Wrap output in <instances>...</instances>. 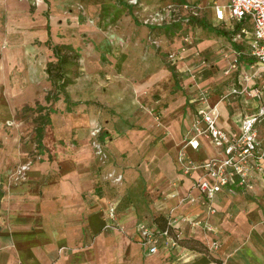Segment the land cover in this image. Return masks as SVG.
<instances>
[{"label":"crops","instance_id":"obj_1","mask_svg":"<svg viewBox=\"0 0 264 264\" xmlns=\"http://www.w3.org/2000/svg\"><path fill=\"white\" fill-rule=\"evenodd\" d=\"M177 1L199 3L201 9L195 17L183 9L188 11L186 19L190 18L187 26L194 32L181 37L176 49L179 54L171 59L183 71L184 79L165 105L161 120L122 130L108 128L111 155L117 157L114 164L98 160L85 142L89 129L82 127L79 144L58 145L59 156L31 168L26 184L0 190V264L212 263L209 254L185 241L167 250L148 252L136 224L145 221L162 227L165 220L163 216L156 220L158 215L177 217L175 225L182 237L198 238L208 245L219 238L221 246L213 251L224 255V264H264V170L254 172L253 188H223L216 193L217 211L211 218L215 231H207L189 220L205 215L202 194L193 185L203 170L197 167L185 173L179 161V151L198 115L200 89H206L211 104L219 102L218 121L228 131L238 129L243 112L262 104V98L250 90L257 86L264 91V67L249 53L253 21L219 18L215 5L228 0ZM30 5L32 0H0L10 30L19 20L31 19ZM241 26L249 32L237 36ZM9 37H15L14 33ZM14 45L11 40L10 48ZM232 61L237 65L230 67ZM243 86L246 90L222 99L232 87ZM67 102L66 109L71 111L80 101L68 98ZM258 128L264 139V120ZM71 129L65 124L59 132L67 136ZM199 140L198 148H184L195 162L219 154L220 148L210 137L201 135ZM109 170L123 173L122 180L112 181L106 174ZM187 195L190 197L182 199ZM110 202L115 203L116 221L123 228L106 226ZM173 206L174 211L168 213Z\"/></svg>","mask_w":264,"mask_h":264},{"label":"rangeland","instance_id":"obj_2","mask_svg":"<svg viewBox=\"0 0 264 264\" xmlns=\"http://www.w3.org/2000/svg\"><path fill=\"white\" fill-rule=\"evenodd\" d=\"M177 2L32 0L27 8L31 19L19 20L14 30L8 27L6 10L0 9L2 192L26 184L31 168L59 156L58 145L79 144L82 127L89 129L85 142L98 160L114 164L117 157L111 155L108 128L122 130L161 120L165 105L184 79L179 66L171 63L170 53L179 54L181 37L194 32L187 26L186 10L154 18L168 3ZM11 33L15 37H9ZM11 40L15 42L12 48ZM55 44H71L80 53L79 66H64L71 78L65 87L47 72L48 63L58 58ZM68 98L80 101L71 111L66 109ZM65 124L72 126L73 135L60 134ZM112 172L106 174L116 181ZM185 244L211 254L195 240ZM212 253L224 264V255Z\"/></svg>","mask_w":264,"mask_h":264},{"label":"built area","instance_id":"obj_3","mask_svg":"<svg viewBox=\"0 0 264 264\" xmlns=\"http://www.w3.org/2000/svg\"><path fill=\"white\" fill-rule=\"evenodd\" d=\"M186 9L191 16L200 14L201 5L199 3L179 2L168 3L163 7L161 15L154 18L160 19L171 13L173 10ZM215 12L219 18L243 21L251 18L253 21V40L250 44L249 53L256 58L257 63L264 67V0H228L226 4L215 5ZM249 32L246 26H241L237 31V36ZM172 57L177 56L175 52L170 53ZM204 61V60H203ZM236 61L230 63V67L236 66ZM255 66V64H253ZM230 67L226 70L229 72ZM246 86L232 87L230 91L222 95V99L232 93H239L246 90ZM253 95L262 98V104L254 111H245L239 119L238 129L228 131L219 124L220 116L219 102L211 104L209 94L206 89H200L198 98V115L192 123L189 136L179 151V161L181 169L188 173L194 168L200 167L203 172L196 178L193 185L202 194V203L205 204V215H198L189 219L193 226L201 225L207 231H215V226L211 220L212 215L217 211L214 197L223 188L234 190L236 188L246 190L254 187V172L264 170V139L259 136L258 124L264 120V91L261 87L250 89ZM210 137L214 144L220 148L219 154L210 156L208 159L195 162L185 151V147L190 145L198 148L200 145L199 136ZM26 165L21 171H25ZM112 177L116 181H121L122 173L112 172ZM190 196H183L182 199ZM195 199V197H191ZM109 218L106 226H120L116 221V205L110 202L107 208ZM168 224L165 227L140 221L136 224V229L140 234L141 241L147 245L148 252L155 253L161 248L167 250L181 244L182 231L175 225L177 217H167ZM187 219V217H185ZM124 226L121 225V228ZM221 246L219 238H213L209 243L211 250ZM211 264H220L217 260H212Z\"/></svg>","mask_w":264,"mask_h":264},{"label":"trees","instance_id":"obj_4","mask_svg":"<svg viewBox=\"0 0 264 264\" xmlns=\"http://www.w3.org/2000/svg\"><path fill=\"white\" fill-rule=\"evenodd\" d=\"M204 23L203 21H201ZM157 26V25H156ZM54 51L56 53V56L58 57L56 61H50L47 66V72L54 81H58L59 85L61 87H65L69 82H71V78L66 75V71L64 69V66L66 64H74L75 66H79V58L80 53L71 45V44H55L54 45ZM70 103V102H69ZM76 103L73 101V104ZM68 109L71 110V105H68ZM164 218L165 222L162 227H165L168 224L167 217L164 215H158L156 216V220L160 217ZM195 240L199 243L203 244L207 248V251L212 254L213 250L210 249L208 244H205L203 241H201L198 238L194 237H181L180 242L186 241V240ZM191 247H194L193 245H190ZM196 248V247H194ZM198 249V248H197ZM210 254V255H211ZM212 256V255H211ZM212 260H218L214 258V255L212 256Z\"/></svg>","mask_w":264,"mask_h":264}]
</instances>
